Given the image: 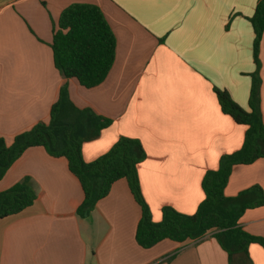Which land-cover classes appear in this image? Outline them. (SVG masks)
Returning a JSON list of instances; mask_svg holds the SVG:
<instances>
[{"label":"crops","instance_id":"0c3cea01","mask_svg":"<svg viewBox=\"0 0 264 264\" xmlns=\"http://www.w3.org/2000/svg\"><path fill=\"white\" fill-rule=\"evenodd\" d=\"M259 0H0V138L47 123L66 84L79 109L112 121L81 146L90 163L121 137L137 140L141 194L154 223L171 207L192 215L204 198L201 181L223 155L237 151L246 126L220 110L214 88L248 110L254 32L249 19ZM71 4L98 7L115 36L113 65L97 87L85 89L55 69L49 47L59 14ZM260 112L264 124V32L259 44ZM28 177L36 194L22 212L0 219V264H228L208 233L198 241L164 240L150 249L135 242L140 209L127 183L115 182L86 219L83 200L64 158L27 149L0 180L3 192ZM258 186L264 159L231 170L224 195ZM239 226L264 240V205L246 210ZM235 262L264 264L251 244Z\"/></svg>","mask_w":264,"mask_h":264},{"label":"trees","instance_id":"16d2710c","mask_svg":"<svg viewBox=\"0 0 264 264\" xmlns=\"http://www.w3.org/2000/svg\"><path fill=\"white\" fill-rule=\"evenodd\" d=\"M249 22L254 32L252 57L256 68L250 76L248 110L239 107L225 91L214 88L221 112L236 124L246 126L243 142L237 151L219 159L216 170L204 174L201 181L204 198L194 214L184 215L171 207H164L161 221H152L139 185L137 166L145 159V153L137 140L121 137L96 160L83 161L82 144L96 139L112 121L90 108L75 107L69 99L66 84L58 91L47 123H38L16 135L10 146L0 138V180L27 149L43 147L49 156L64 158L68 171L78 180L83 193V200L76 209L79 218H88L97 202L107 196L111 186L123 179L140 209L134 235L137 246L150 249L164 240L176 243L198 241L212 233L227 254L228 264H248L247 260L235 262V256L246 257L251 244L264 249V240L244 232L239 220L246 210L264 205V193L258 186H253L228 198L224 189L233 167L264 159L258 59L264 32V0L257 2ZM49 47L53 65L61 77L74 79L81 87L91 89L107 77L115 59L116 40L98 7L71 4L59 14ZM35 199L31 180L23 178L0 192V219L22 212Z\"/></svg>","mask_w":264,"mask_h":264}]
</instances>
